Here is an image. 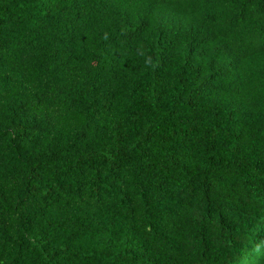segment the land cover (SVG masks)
Masks as SVG:
<instances>
[{
    "label": "trees",
    "instance_id": "1",
    "mask_svg": "<svg viewBox=\"0 0 264 264\" xmlns=\"http://www.w3.org/2000/svg\"><path fill=\"white\" fill-rule=\"evenodd\" d=\"M0 264H264V0H0Z\"/></svg>",
    "mask_w": 264,
    "mask_h": 264
}]
</instances>
